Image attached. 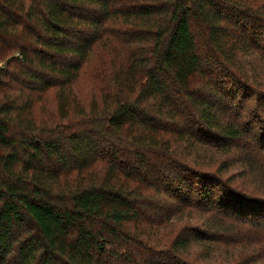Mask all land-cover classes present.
Listing matches in <instances>:
<instances>
[{
  "label": "trees",
  "instance_id": "1",
  "mask_svg": "<svg viewBox=\"0 0 264 264\" xmlns=\"http://www.w3.org/2000/svg\"><path fill=\"white\" fill-rule=\"evenodd\" d=\"M261 86L264 0H0V264H264Z\"/></svg>",
  "mask_w": 264,
  "mask_h": 264
},
{
  "label": "rangeland",
  "instance_id": "2",
  "mask_svg": "<svg viewBox=\"0 0 264 264\" xmlns=\"http://www.w3.org/2000/svg\"><path fill=\"white\" fill-rule=\"evenodd\" d=\"M232 31L235 34H237L239 37H241L244 40H246L247 42H249L251 44H254V45L255 44H259L260 46H262L259 40H256L255 42H252L251 41L256 36V34H252L253 33V29L251 27H249L248 29H243V30L232 29ZM197 41H198L197 46L200 48V51H201L200 53H202L203 50L204 51H207L208 50V48L206 46V41L202 38V36H199L198 39H197ZM260 49H261V47H260ZM82 70L88 72L87 66L84 65L83 68H82ZM238 72H241V71H238ZM231 73H234V71L232 70ZM245 73H246V75L248 74L251 77L253 76V73L250 70H248V68H245ZM236 76L237 77H235V79H239L238 78L239 77V74H236ZM224 78L228 79L227 76H224ZM262 79H263L262 74H259L255 78V80L259 84L263 82ZM89 81L90 80L88 78V75L87 74H84V75H82L80 77L79 81H77V83H76V89L75 90L83 98V101L84 102H88L90 100V98H91L87 94V90H90L91 89L90 86H89ZM248 81H250V80H248ZM96 82H97V85H98L99 88L102 87V83L103 82L101 81V79H99ZM261 87H264V86H261ZM50 93H52V92H50ZM240 94L241 93L239 92V95ZM254 105H255V101H254V99H251L250 102H249V105L246 108V113H247L246 117H247L248 121H251L252 120V117H254V115H253V113H255V111L253 110ZM44 106H46V107H44ZM44 106H43L44 109L41 110V112H42L41 118L44 116L43 112H45L48 115L49 114L53 115V118L55 119L53 98H52V95L49 94V93H48V96H47V101L44 104ZM39 111H40V108L38 109L37 112H39ZM38 115H39V113H38ZM38 118H40V117H38ZM252 125H254V122H252ZM243 150H241V152ZM252 158L255 159L257 157L254 156V155H252ZM253 163L254 164H257V163H260V164L263 163L264 164V158H263V160H261V162L259 160H257V159L254 160V162H251V165L252 166H253ZM238 169L241 170L240 167H238ZM233 171H235V170L233 169ZM249 171H250V169H248V168H244L243 169V172L244 173L249 172ZM227 175H229V174L227 173L226 176ZM255 187H257V185L254 184V183H246L241 188H242L243 191H245V189L246 190H251V189H253ZM150 213L151 214L148 213L149 216H142L141 219L146 221V220H148V219H150L152 217L155 218V216H158V215H152V214H155V212H150ZM184 219L185 218H182V219L181 218H176L175 219V218L171 217L170 218V221L167 222V225H165L161 229V234H162L161 235V237H162L161 240H158V241L155 240L153 242L151 241V243H153V244L156 243V250H155L156 253H152L150 258L144 252L143 253H137V254L134 253V260L137 262V258L138 257L139 258H141V257L144 258L145 257L146 258V261L149 260V261H147V264L148 263L149 264H167L168 262H170L172 260V258H175V261H174L173 264H181V262L180 261L178 262L177 259H179V258L182 259L181 258V256H182L183 258H185V259H183V261L185 262L184 264H218V263L226 264V263H228V260L225 259L224 257L219 256L218 253H211V254H215V258L210 263L204 262V261L200 260L198 258L199 253H196V248H198L196 246L192 248V250H191L190 253H174V254L170 253L169 258H165L167 256L166 253H159V251H164V250H159L161 247H163L162 245L163 244H167L168 245L167 242H170L172 240V237L175 235V232L181 230L182 227L187 226V225L193 226L194 228L195 227H197V228L200 227L198 221H201V220L198 218L197 214L194 213L192 215V219L189 222H187V223H185V220ZM218 247H221V245H218L215 248L217 249ZM244 250H245V253H247V251L249 250V248L246 245H244ZM232 254H233V256L240 255V253H238V252L237 253H232ZM164 258H165V260H164ZM146 261H144L143 264H145Z\"/></svg>",
  "mask_w": 264,
  "mask_h": 264
}]
</instances>
